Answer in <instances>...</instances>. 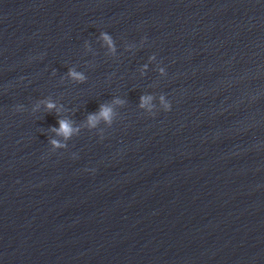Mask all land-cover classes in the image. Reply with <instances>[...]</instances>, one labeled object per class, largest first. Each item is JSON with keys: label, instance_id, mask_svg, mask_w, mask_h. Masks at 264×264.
Here are the masks:
<instances>
[{"label": "water", "instance_id": "water-1", "mask_svg": "<svg viewBox=\"0 0 264 264\" xmlns=\"http://www.w3.org/2000/svg\"><path fill=\"white\" fill-rule=\"evenodd\" d=\"M0 264H264V0H0Z\"/></svg>", "mask_w": 264, "mask_h": 264}, {"label": "clouds", "instance_id": "clouds-1", "mask_svg": "<svg viewBox=\"0 0 264 264\" xmlns=\"http://www.w3.org/2000/svg\"><path fill=\"white\" fill-rule=\"evenodd\" d=\"M104 36V39L106 41H108L109 43H111L110 37H108L106 34H102ZM161 71H163L161 69ZM69 75L72 76L73 78H77V79H83L82 75L79 73H76L75 71L69 70ZM150 99V97H141V101L142 104L141 106H143V103L147 100ZM48 108H52L54 107V105L52 103H48L46 105ZM170 109V106H166V111ZM99 117H102L105 120L110 121L111 119V108L105 105H101L100 111L98 113ZM97 119V114H90L88 117V121L90 124L94 125L95 121ZM59 128L58 129H54L55 131H57L58 134H61L65 137H68L71 135L73 129L70 125V123L66 120H59ZM53 144H56V141H52Z\"/></svg>", "mask_w": 264, "mask_h": 264}]
</instances>
